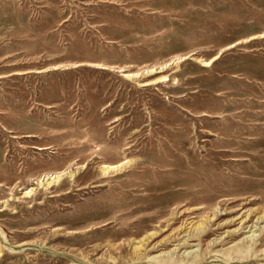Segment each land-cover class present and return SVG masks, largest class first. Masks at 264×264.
<instances>
[{
	"label": "rangeland",
	"instance_id": "rangeland-1",
	"mask_svg": "<svg viewBox=\"0 0 264 264\" xmlns=\"http://www.w3.org/2000/svg\"><path fill=\"white\" fill-rule=\"evenodd\" d=\"M261 33L264 0H0V264H264Z\"/></svg>",
	"mask_w": 264,
	"mask_h": 264
},
{
	"label": "bare ground",
	"instance_id": "bare-ground-1",
	"mask_svg": "<svg viewBox=\"0 0 264 264\" xmlns=\"http://www.w3.org/2000/svg\"><path fill=\"white\" fill-rule=\"evenodd\" d=\"M262 35L264 34V33H261ZM211 60H212V58L211 59H208V60H206L205 62H207V63H209V62H211ZM128 76H134V73L133 72H128V73H126ZM167 79H169L168 78V74H162V75H160L159 77H157V78H155V79H152V80H150V81H146V82H144L145 84H148L149 82H152V81H163V80H167ZM123 164H124V162H119V163H114V164H105L104 166H103V170H104V172H108L109 170H111V169H113V170H117V169H119V168H121L122 166H123ZM60 176H61V174L60 173H57V174H51V175H48V177H47V182L48 183H51V182H54V181H56V180H58L59 178H60ZM41 183H42V181H41ZM33 190V187L32 188H30V189H27L26 191H25V193H30L31 191ZM251 213V212H250ZM250 213H248L247 215L249 216V214ZM261 217H263L264 218V214H261V215H259L258 217H257V220L258 219H260ZM187 219V218H186ZM185 219V220H186ZM208 219V218H207ZM191 225V224H190ZM192 229H193V231L194 230H196L197 232H201L202 233V229L205 227V224L204 223H199V224H192ZM155 233H156V231H152V232H150L149 234H146L140 241H139V243L140 244H135V246H134V249H133V251H134V253H136V254H141V248H142V246H144L148 241H149V239L150 238H152L154 235H155ZM202 236H204V234H199V237H202ZM129 244V243H128ZM155 247V245L153 246V248Z\"/></svg>",
	"mask_w": 264,
	"mask_h": 264
}]
</instances>
